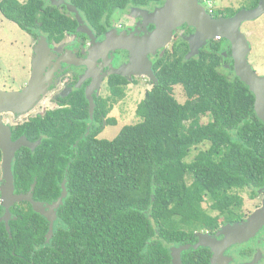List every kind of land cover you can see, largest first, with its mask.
I'll use <instances>...</instances> for the list:
<instances>
[{
	"label": "trees",
	"instance_id": "obj_1",
	"mask_svg": "<svg viewBox=\"0 0 264 264\" xmlns=\"http://www.w3.org/2000/svg\"><path fill=\"white\" fill-rule=\"evenodd\" d=\"M104 1L112 10L145 3ZM92 2L97 11L100 0ZM259 2L251 0L249 9ZM73 3L77 6V0ZM241 10L208 12L219 19ZM0 12L24 32L56 42L77 28L76 20L43 0H2ZM227 45L211 42L191 60L186 59L187 44L176 42L172 50L160 52L153 67L159 82L137 108L140 122L124 127L114 140L98 138L99 109L104 115L111 110L104 104L96 109L90 135L89 120L60 122L56 113L17 129L16 136L42 138V144L17 152L15 193H28L36 182L34 200L52 204L65 184L67 198L49 243L44 216L27 202L12 207L11 238L0 223V264H171L170 246L185 245L196 232L218 227L204 202L232 216L244 203L238 191L249 187L255 196L264 187V123L248 87L221 72L229 64L223 57ZM176 86L184 90V104L174 97ZM111 92L114 104L124 97L114 84ZM205 116L210 121L202 124ZM207 142L209 148L188 162L191 151Z\"/></svg>",
	"mask_w": 264,
	"mask_h": 264
},
{
	"label": "flooded vegetation",
	"instance_id": "obj_2",
	"mask_svg": "<svg viewBox=\"0 0 264 264\" xmlns=\"http://www.w3.org/2000/svg\"><path fill=\"white\" fill-rule=\"evenodd\" d=\"M43 1L48 7L55 8L62 14L76 20L77 28L74 32L66 33L60 42L50 40L48 36L43 34L34 37V35L27 33L32 37V40L36 41L35 46L28 49L25 56L28 64L24 66V69L28 73V79L24 87L20 90L5 91L22 92L29 85L33 78V65L37 56L35 48L40 43L42 37L47 38L50 52L42 61H38L43 70V77L47 79V91L44 95H41L39 101H37L35 107L30 112L36 109L39 110L32 115L30 113L21 115L8 112L3 114L4 124L11 128L12 140L14 142L24 137L31 144L41 142L32 151H35L42 144V138L31 141L25 134L16 136L17 129L25 126L32 119L38 117L44 118L48 113H56V118L60 122H64V120H89L87 132L90 129L88 133L90 135L96 122V109L104 104L106 105V110L109 108L111 110L107 115H104V111L100 108L99 114H97L98 118L102 121V125L99 124L97 127H100L102 130L101 133H103L106 126H108L107 128L117 126L116 120L110 118L113 108L112 105L114 104L112 100L113 94L111 92L112 84L116 85L119 89H123L124 97L122 99L125 98L126 89L131 85L136 86L141 79H146V85L155 86L146 77L136 76L133 74V71L127 72V67L132 62V56L128 51H114L103 48L102 46L108 39L113 41L124 35L131 34L142 37L146 33L145 30L148 33L153 32L156 28L154 25L147 24L148 26H146V23L150 21L148 15L155 12L156 9L163 7L166 3V0H144L145 3L143 5H127L125 7L117 5L112 10L110 3L108 4L106 1L100 0L96 8L97 11H95V5L92 0H77V6L73 3L74 0H65L64 3H61L59 0ZM204 2L203 0H199V3L205 7ZM68 5L76 7L77 17L68 9ZM136 11L147 14L148 19L140 15V13L137 14ZM83 25L94 37L95 44H93V39L89 35V32H84L81 29ZM193 34L194 30L187 26L179 28L174 34L172 45L176 42L179 44H187L190 50L186 39ZM229 49L227 45L225 52H223L224 60L229 62V64L224 65V68L227 71L228 78H232L235 74L233 67L230 66L232 60H230L231 54L229 53ZM159 54L156 57L149 56L153 61V67ZM88 91L95 105L93 121H91ZM122 99H117L115 102ZM82 105H84L83 109ZM21 116H24L22 121L20 120ZM111 121H115V124H112ZM75 134L77 135V130ZM73 148H76V145H73ZM246 189L253 192L249 187ZM255 196L256 199H261V202L257 208L249 212L241 208L230 216L222 211L210 210L208 214L216 219L218 227L196 232L192 242H188L185 245L170 246L171 264H173L172 249H180L183 246L189 247L188 250L181 253L183 264H264V227L260 228L249 239L234 241V243L227 247L220 245L214 247L213 242L211 243L209 241L206 245L195 248L201 242L200 236L202 239L206 238L207 240L215 238L218 244L226 238L224 232L228 231L227 226L242 225L247 222L256 211L264 206V187L258 189ZM185 254L188 255V260L186 261H184Z\"/></svg>",
	"mask_w": 264,
	"mask_h": 264
},
{
	"label": "water",
	"instance_id": "obj_3",
	"mask_svg": "<svg viewBox=\"0 0 264 264\" xmlns=\"http://www.w3.org/2000/svg\"><path fill=\"white\" fill-rule=\"evenodd\" d=\"M64 3L65 0H59ZM59 3V2H58ZM68 9L77 17V9L73 5H68ZM140 13L150 21L146 26L154 25L153 32L138 37L135 34L124 35L115 40H109L103 44V48L111 50L128 51L132 56V62L127 67L128 71H133L136 76H144L156 85L158 79L153 71V61L149 56L156 57L160 51L165 50L172 43L175 32L183 26L194 30L186 41L189 44V53L187 60H191L200 54V51L206 48L209 43L214 41H226L231 50V60L235 76L248 87L255 97L254 109L258 118L264 123V76H259L249 63L251 45L247 37L242 33L243 24L254 21L264 15V0H260L258 6L251 10H241L231 18L214 19L208 10L199 3V0H166L163 7L158 8L152 14ZM84 32L90 31L83 25ZM87 32V33H88ZM115 42V43H114ZM101 47V46H100ZM47 38L42 37L40 43L35 48L37 56L33 65V78L29 85L22 92H5L0 90V149L2 151V181L0 186V196L4 215L0 218V223L6 224L7 231L11 238L10 221L12 220L11 208L19 203H30L36 213L44 216L49 222V231L47 234V243L51 241L54 235L55 223L57 221V212L65 203L67 198V189L65 184L62 187V195L52 204H45L34 200V192L37 183L35 182L30 191L26 194H16L15 177L13 173V164L16 160L17 152L26 147L34 150L37 144H31L25 137L17 142L12 140V131L9 126L4 124V113H18L26 115L35 107L41 95L47 91V79L43 77L42 67L39 60H43L50 52ZM50 82V81H49ZM88 100L90 102L91 121H93L95 105L91 94L88 91ZM90 129L88 130L89 133ZM264 227V206L256 211L247 222L242 225L227 226L228 231L224 232L226 238L216 243L215 238L202 239L195 246L206 245L207 242H213L214 247L220 245L227 247L234 241L247 240L256 234L260 228ZM188 246L180 249H172L173 264H183L181 253L188 250ZM214 264V263H213Z\"/></svg>",
	"mask_w": 264,
	"mask_h": 264
},
{
	"label": "rangeland",
	"instance_id": "obj_4",
	"mask_svg": "<svg viewBox=\"0 0 264 264\" xmlns=\"http://www.w3.org/2000/svg\"><path fill=\"white\" fill-rule=\"evenodd\" d=\"M1 1L2 0H0V2ZM19 1L25 3L27 0ZM250 1L251 0H213L205 1L204 5L209 11L224 10L226 8L251 10L248 5ZM241 31L247 37L251 45V52L249 55L251 67L259 76H264V15L257 20L243 24ZM35 43L36 41L32 40L30 35L21 30L15 23L6 20L0 13V90L17 91L24 87L28 79V73L24 69V66L28 64L25 56L27 50L35 46ZM172 47L173 45L171 43L168 49L171 50ZM221 72L227 76V71L224 66ZM146 84V79H141L136 86L131 85L126 89L125 98L114 104L111 111L112 113L110 114V118L116 120L117 126L109 128L106 126L103 133L98 136L99 139L114 140L124 127L136 125L140 122V118L136 115L137 108L145 99L146 91L151 90L153 87L152 85ZM174 97L181 104H184L187 100L181 86L175 87ZM38 110L39 109H36L30 112V115L35 114ZM22 118H24V116H21V121ZM209 121L210 117L208 116L202 117L201 119L202 124H207ZM209 146L210 143L207 142L193 149L187 161L191 162L200 151L207 150ZM2 183V163H0V185ZM238 194L243 198L244 203L242 210L246 212L254 210L261 202V199H256L254 193L249 189L240 190ZM203 206L207 211H210V203L208 200L204 202Z\"/></svg>",
	"mask_w": 264,
	"mask_h": 264
},
{
	"label": "clouds",
	"instance_id": "obj_5",
	"mask_svg": "<svg viewBox=\"0 0 264 264\" xmlns=\"http://www.w3.org/2000/svg\"><path fill=\"white\" fill-rule=\"evenodd\" d=\"M208 11H209V10H208ZM0 186H1V185H0ZM1 204H2V201H1ZM1 206H2V205H1ZM3 215H4V214H3ZM3 215H2V216H3ZM2 216H1V217H2ZM1 217H0V218H1Z\"/></svg>",
	"mask_w": 264,
	"mask_h": 264
}]
</instances>
